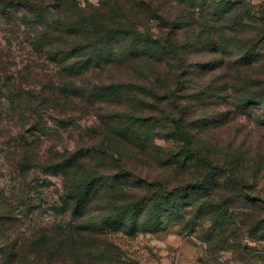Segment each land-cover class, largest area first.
Returning <instances> with one entry per match:
<instances>
[{
  "label": "trees",
  "instance_id": "16d2710c",
  "mask_svg": "<svg viewBox=\"0 0 264 264\" xmlns=\"http://www.w3.org/2000/svg\"><path fill=\"white\" fill-rule=\"evenodd\" d=\"M171 1L185 14L159 13L145 0H99L97 7L84 8L77 0H0V16L23 28L42 60L24 68V77L39 80V88L8 91L5 97L17 120L20 161L62 178L51 206L61 219L33 227L28 235L18 224L20 201L8 205L0 192V238L9 231L15 236L0 246L4 262L94 264L86 251L95 245L103 249L95 264H119L118 249L107 237L112 232L155 233L164 220L182 219L192 207L221 228L237 219L230 211L235 196L260 202L247 181L257 178L264 155H252L234 138H208L210 128L227 127L230 120L217 112L189 120V106L177 92L183 68L195 76L219 71L224 78L219 93L232 91L238 108L255 105L264 124V56L256 54L264 50V11L256 18L242 5L245 0H225L196 6L195 17L190 14L195 0ZM136 10L159 20L157 38L137 30L138 20L128 15ZM245 30H253L254 38H241ZM186 53H208L216 60L194 62ZM50 66L58 71L48 78ZM121 67L131 80L114 75ZM79 104L99 125L89 129L87 140L75 134L74 147L64 144L56 158L38 160L42 137L54 133L45 112L54 110L59 130L71 139L75 131L69 127L80 129L74 124ZM59 130L55 134L62 138ZM157 140L174 151L165 152ZM243 163L249 166L240 172ZM155 167L162 176L153 174ZM250 218H239V224ZM263 224L258 220L247 228L259 233Z\"/></svg>",
  "mask_w": 264,
  "mask_h": 264
},
{
  "label": "rangeland",
  "instance_id": "374dc122",
  "mask_svg": "<svg viewBox=\"0 0 264 264\" xmlns=\"http://www.w3.org/2000/svg\"><path fill=\"white\" fill-rule=\"evenodd\" d=\"M35 1L40 2V0ZM145 1L153 2L154 9L159 13L171 12L172 16L185 14L181 13V8L179 9L171 0ZM195 1L196 4L192 3L195 7L190 14L197 17L200 14L197 7L200 5L214 6L225 0ZM77 2L82 8L87 5L95 7L99 5V0H77ZM242 5L247 7L248 12L256 18L264 11V0H245ZM11 13L21 15V12L11 11ZM128 15L138 20L137 30L141 34L148 33L154 38L159 36L158 19L151 16L146 19L139 10L129 12ZM247 31L245 30L241 38H254L253 30H249L250 33ZM256 54L264 56V50L259 48ZM186 55L194 62L208 63L210 60H216L214 55L208 53H186ZM41 62L42 60L31 51L23 28L0 16V192L4 193V202L8 205L15 206L20 201L21 206L17 205L16 209L20 220L18 224L26 235L31 233L30 229L33 227L45 228L61 219L53 213L51 206L57 202L61 193L62 178L41 174L36 167L20 161L24 155L18 151L16 143L17 120L12 115L14 108L5 100L8 91L19 89L29 92L39 88V80L32 81L24 77V68L42 64ZM50 68L52 67H46L45 74L48 78L58 71ZM20 69H22L21 73H19ZM180 72L182 85L177 94L180 96V101L189 106L187 109L189 120H195L211 112L223 113L230 120V124L227 127L210 128L207 137L220 142L234 138L242 148L248 147L252 155H264V124L259 123L257 116L259 111L255 105L238 108V101L233 99L232 91L220 94L217 88L222 86L224 78L219 75V71L199 76L192 75L195 73H189V70L184 68ZM113 73L126 80L132 79L131 72L123 67L113 69ZM198 95L200 98L197 99ZM82 107V104H79V109L74 115L76 119L74 124L80 129L69 127L68 131H75L71 139H66V131L59 130L55 122L54 110L50 108V112H45L47 126L54 133L50 137H42L38 160L56 158V155L62 152L64 144L73 148L78 134L87 140V135L91 134L89 129L99 123L94 116H86V111ZM55 130L60 131L62 138L58 137L59 134H55ZM26 137L30 138L29 135ZM156 143L167 153L174 151L172 144L163 140H157ZM262 164V168L255 176L257 178L249 177L247 181L249 193L260 202L251 204L234 195L235 201L230 211L237 219L233 225L223 223L224 227H216L211 215L207 213L200 215L195 212V207H192L187 209L182 219L164 220L161 228L155 233L139 232L134 236H127L123 232H112L107 237L118 249L119 264H264V224L261 225L263 231L259 233L247 228L249 225H255L258 220L264 221V162ZM247 166L249 165L243 163L240 172L247 170ZM163 172L162 169L155 167L153 174L162 176ZM46 181L49 185L45 183ZM247 216L251 218L246 225H240L239 218ZM14 238L11 231L7 232L6 236L0 238V246L6 242L10 243ZM86 252L92 253L89 258H92L91 262L95 264L102 255L103 249L92 245ZM0 264L15 263L4 262L0 258Z\"/></svg>",
  "mask_w": 264,
  "mask_h": 264
}]
</instances>
